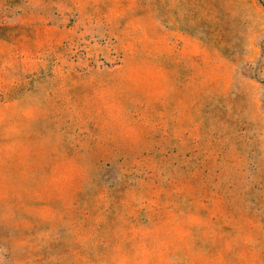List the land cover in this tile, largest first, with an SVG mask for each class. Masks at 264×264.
I'll return each mask as SVG.
<instances>
[{
    "label": "rangeland",
    "instance_id": "374dc122",
    "mask_svg": "<svg viewBox=\"0 0 264 264\" xmlns=\"http://www.w3.org/2000/svg\"><path fill=\"white\" fill-rule=\"evenodd\" d=\"M0 264H264V0H0Z\"/></svg>",
    "mask_w": 264,
    "mask_h": 264
}]
</instances>
